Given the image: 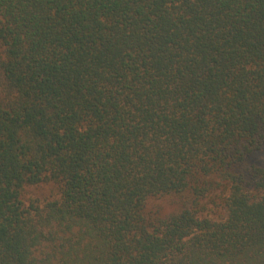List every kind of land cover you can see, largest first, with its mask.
<instances>
[{
    "label": "trees",
    "instance_id": "1",
    "mask_svg": "<svg viewBox=\"0 0 264 264\" xmlns=\"http://www.w3.org/2000/svg\"><path fill=\"white\" fill-rule=\"evenodd\" d=\"M264 0H0V264H264Z\"/></svg>",
    "mask_w": 264,
    "mask_h": 264
},
{
    "label": "rangeland",
    "instance_id": "2",
    "mask_svg": "<svg viewBox=\"0 0 264 264\" xmlns=\"http://www.w3.org/2000/svg\"><path fill=\"white\" fill-rule=\"evenodd\" d=\"M252 162H254L256 165H261L264 167V153L255 155L252 159Z\"/></svg>",
    "mask_w": 264,
    "mask_h": 264
}]
</instances>
